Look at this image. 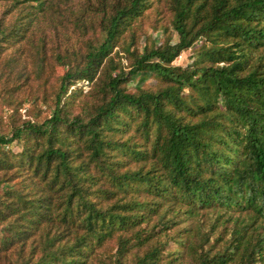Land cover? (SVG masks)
Segmentation results:
<instances>
[{"label":"trees","instance_id":"trees-1","mask_svg":"<svg viewBox=\"0 0 264 264\" xmlns=\"http://www.w3.org/2000/svg\"><path fill=\"white\" fill-rule=\"evenodd\" d=\"M0 2V264H262L264 0Z\"/></svg>","mask_w":264,"mask_h":264},{"label":"rangeland","instance_id":"rangeland-1","mask_svg":"<svg viewBox=\"0 0 264 264\" xmlns=\"http://www.w3.org/2000/svg\"><path fill=\"white\" fill-rule=\"evenodd\" d=\"M67 1H68L69 6H71L72 9H81L83 7L88 6L90 3H95L97 0H67ZM59 6H60L59 9L62 10V12H64L63 13L64 15L68 14V10L64 9V6H65L64 3H60ZM4 10H5V5L4 3L0 2V15L2 14ZM57 14L58 13L55 12L54 10L53 17L59 20L60 16ZM156 18H161V17L155 16L153 12H148V13L146 12L140 21L141 22L140 28H141L142 35H141L139 44L142 46H146V48H150L154 46H164L167 39H169V37L163 35L161 29L158 31L153 30L152 26L156 23L158 24L159 22L158 20H156ZM57 20H53L52 24H46V23L43 24V26L46 27L45 29L47 30L48 37L52 41V43H55L58 40L60 41L63 38H64V42H66L67 36L69 37L70 41L72 40V38L73 39L77 38L75 34L76 28L68 19H61L60 21H57ZM48 26H50V28ZM146 34H149L151 38L146 39ZM173 36L174 35L172 34L171 38H173L174 40L175 37ZM178 62L181 63L182 65H186L187 63L191 62V51L184 52L181 55V57L178 58ZM55 72L57 74H61L63 72V68L60 66H55ZM155 81H157V77L151 74H148L146 75V78H143V79L136 77L133 84L135 86H145ZM90 84H91V81H90ZM76 88H80V87H76ZM25 102L26 103H24L25 104L24 106L28 108L32 107L31 100L26 99ZM49 103L50 102H47L45 104L41 102L38 103V107L41 108V114H40L41 117H44L45 115L48 114L47 112L49 110V107H48ZM10 112L11 111H10L9 106H7L5 102L0 101V117L2 118L0 122V129L6 130V128L8 127L9 124L7 122V119H8L7 115ZM6 148H9L11 151L17 152L21 150V145L17 143H12L9 146H6ZM262 264H264V260Z\"/></svg>","mask_w":264,"mask_h":264},{"label":"built area","instance_id":"built-area-1","mask_svg":"<svg viewBox=\"0 0 264 264\" xmlns=\"http://www.w3.org/2000/svg\"><path fill=\"white\" fill-rule=\"evenodd\" d=\"M89 85H90V80L82 79V80L76 82L75 84L71 85L69 90L71 91L72 89H75L76 87H80L86 91V90H88Z\"/></svg>","mask_w":264,"mask_h":264}]
</instances>
